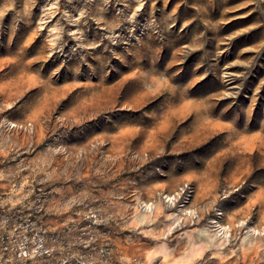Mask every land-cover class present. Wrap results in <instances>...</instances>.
Listing matches in <instances>:
<instances>
[{
  "label": "rangeland",
  "instance_id": "374dc122",
  "mask_svg": "<svg viewBox=\"0 0 264 264\" xmlns=\"http://www.w3.org/2000/svg\"><path fill=\"white\" fill-rule=\"evenodd\" d=\"M0 264H264V0H0Z\"/></svg>",
  "mask_w": 264,
  "mask_h": 264
}]
</instances>
